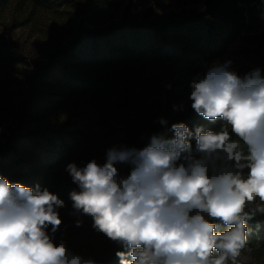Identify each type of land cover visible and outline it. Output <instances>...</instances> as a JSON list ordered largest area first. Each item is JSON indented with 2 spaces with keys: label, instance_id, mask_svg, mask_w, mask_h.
Segmentation results:
<instances>
[{
  "label": "clouds",
  "instance_id": "1",
  "mask_svg": "<svg viewBox=\"0 0 264 264\" xmlns=\"http://www.w3.org/2000/svg\"><path fill=\"white\" fill-rule=\"evenodd\" d=\"M229 63L212 65L191 83L192 109L221 119L219 131L173 124L172 139L153 136L142 150L109 149L103 165H67L81 189L70 194L74 214L90 216L97 232L130 248L116 253L120 264H248L246 221L264 214V78L259 69L241 78ZM193 135L199 159L191 156ZM117 162L132 165L127 178L119 177ZM63 206L47 189L0 177V264H95L46 233L49 225L59 229ZM210 220L227 230L216 231Z\"/></svg>",
  "mask_w": 264,
  "mask_h": 264
},
{
  "label": "trees",
  "instance_id": "2",
  "mask_svg": "<svg viewBox=\"0 0 264 264\" xmlns=\"http://www.w3.org/2000/svg\"><path fill=\"white\" fill-rule=\"evenodd\" d=\"M12 1L22 4L26 0H0V7ZM29 1L34 2V8L52 5V0ZM238 2L241 5L236 0H204L200 8L191 7L178 14L141 20L123 17L105 26L87 27L79 20L69 42L53 48L46 60L33 62L25 75L26 95L17 109L16 125L3 134L0 144V177L13 185L33 189L38 185L41 191L47 189L57 195L64 202L57 209L61 218L64 209H73L70 194L81 190L66 170L68 164L80 163L75 152L80 145L89 141L102 144L109 137L108 146L98 147L102 149L98 157L104 164L108 150L118 144L115 149L142 150L153 136L174 138L173 124H185L193 133L198 127L219 131L221 119H205L187 101L192 82L187 80L185 70L204 62L212 64L237 35L247 31V21L251 19L261 25L254 38L260 52L257 69L264 78V10L252 18L257 2ZM102 3L96 0V6ZM87 20L93 23L95 15L89 12ZM165 62L180 66L167 81L161 117L153 120L142 134L135 121L139 120L141 103L148 91L146 72L151 76L154 67ZM72 103L66 122L56 127L44 122L47 113L59 112ZM161 119L166 123H160ZM190 144L191 156L201 158L194 135ZM184 155L178 165L185 163ZM115 167L125 178L132 169L126 162H117ZM210 222L217 224L216 231L227 230L220 221ZM246 226V248L262 254L264 214L247 220ZM46 233L52 234L50 225ZM118 251L127 254L130 248L114 242L105 254L92 260L95 264H120Z\"/></svg>",
  "mask_w": 264,
  "mask_h": 264
},
{
  "label": "rangeland",
  "instance_id": "3",
  "mask_svg": "<svg viewBox=\"0 0 264 264\" xmlns=\"http://www.w3.org/2000/svg\"><path fill=\"white\" fill-rule=\"evenodd\" d=\"M102 1V5L96 6V0H52L49 8H34V2L26 0L22 4L12 1L0 7V144L3 134L16 125L17 109L26 95L25 75L30 72L33 62L46 60L53 48L69 42L79 20L87 27H96L105 26L123 17L136 20L157 19L178 14L191 7L200 8L204 0ZM255 1L257 3L252 18L262 15L264 10L262 6L264 0ZM236 2L239 4L238 0ZM89 12L95 15L93 23L87 20ZM247 22V31L237 35L225 52L211 61L212 64L204 62L199 66L192 65L187 68L185 70L187 80L192 82L198 76L204 75L207 69L216 63L230 62L229 70L239 77L257 69L260 52L257 50L254 35L261 29V25L251 19ZM179 66L165 62L154 67V73L151 76L146 72L149 78L148 91L141 103L139 120L135 121L136 129L142 130V134L146 133V129L153 120L161 117L167 81ZM189 97L190 94L186 96V99L191 103ZM73 103L59 112L47 113L44 122L54 127L66 122L72 113ZM109 141L108 137L102 144H89L91 142L89 141L80 145L75 152L81 161L80 163L75 161L74 164L83 168L87 163L95 160L103 165L98 157L102 149L99 150L98 147L99 145L108 146ZM119 146L118 144L115 148ZM67 174L71 177L68 171ZM119 177L125 178L122 174ZM77 219L82 221L79 227L76 226ZM61 220L59 229L55 233L52 232L49 237L57 246L63 242L67 250L74 255L93 259L105 254L114 243L105 234L93 228V220L90 216L74 214V209H64ZM243 255L250 257L248 264H264V252L259 255L246 248Z\"/></svg>",
  "mask_w": 264,
  "mask_h": 264
}]
</instances>
